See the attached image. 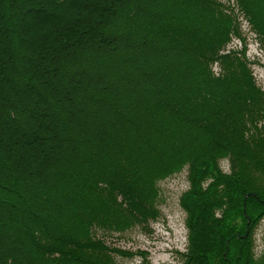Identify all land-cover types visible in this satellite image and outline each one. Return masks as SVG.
<instances>
[{
  "label": "trees",
  "instance_id": "16d2710c",
  "mask_svg": "<svg viewBox=\"0 0 264 264\" xmlns=\"http://www.w3.org/2000/svg\"><path fill=\"white\" fill-rule=\"evenodd\" d=\"M238 2L264 47V0ZM220 7L0 0V264H109L95 228L153 214L186 163L183 264H264V90L219 54L237 32Z\"/></svg>",
  "mask_w": 264,
  "mask_h": 264
},
{
  "label": "rangeland",
  "instance_id": "374dc122",
  "mask_svg": "<svg viewBox=\"0 0 264 264\" xmlns=\"http://www.w3.org/2000/svg\"><path fill=\"white\" fill-rule=\"evenodd\" d=\"M215 1L221 5L225 14L232 16L237 27V32L230 34L219 54L231 52L241 57L250 68L256 86L264 90V47L259 33L253 28L238 0ZM211 69L215 76L221 74L218 61H213ZM224 157L218 160L217 166L227 172L228 157ZM187 166L186 163L180 172L156 180L158 194L152 206L153 214H150V209L140 211L139 214L134 212L133 216L122 211L119 219L124 218L127 225L121 229L95 228V233L107 247L104 253L111 258L109 264H183L186 261L183 254L189 245V228L187 211L181 204V197L190 189ZM210 179L204 180L202 186ZM215 213L220 214V211L215 210ZM250 241L256 253L263 250L264 215L254 225Z\"/></svg>",
  "mask_w": 264,
  "mask_h": 264
},
{
  "label": "water",
  "instance_id": "95a60500",
  "mask_svg": "<svg viewBox=\"0 0 264 264\" xmlns=\"http://www.w3.org/2000/svg\"><path fill=\"white\" fill-rule=\"evenodd\" d=\"M255 195V194H254ZM247 196V195H246ZM245 212V211H244ZM249 221V220H248Z\"/></svg>",
  "mask_w": 264,
  "mask_h": 264
}]
</instances>
